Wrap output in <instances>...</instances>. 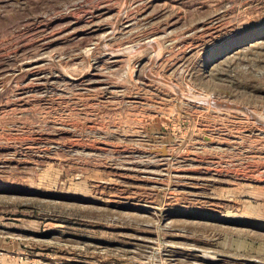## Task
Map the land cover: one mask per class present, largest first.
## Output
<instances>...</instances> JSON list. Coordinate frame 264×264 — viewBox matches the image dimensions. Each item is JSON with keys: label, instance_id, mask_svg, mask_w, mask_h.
<instances>
[{"label": "rangeland", "instance_id": "obj_1", "mask_svg": "<svg viewBox=\"0 0 264 264\" xmlns=\"http://www.w3.org/2000/svg\"><path fill=\"white\" fill-rule=\"evenodd\" d=\"M0 264H264V0H0Z\"/></svg>", "mask_w": 264, "mask_h": 264}, {"label": "water", "instance_id": "obj_2", "mask_svg": "<svg viewBox=\"0 0 264 264\" xmlns=\"http://www.w3.org/2000/svg\"><path fill=\"white\" fill-rule=\"evenodd\" d=\"M160 152H161L162 155H166V150H165V148L160 149Z\"/></svg>", "mask_w": 264, "mask_h": 264}]
</instances>
